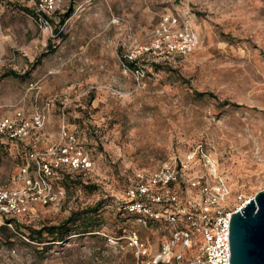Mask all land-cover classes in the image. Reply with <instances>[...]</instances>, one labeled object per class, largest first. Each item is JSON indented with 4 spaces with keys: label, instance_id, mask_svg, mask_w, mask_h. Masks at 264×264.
Wrapping results in <instances>:
<instances>
[{
    "label": "rangeland",
    "instance_id": "1",
    "mask_svg": "<svg viewBox=\"0 0 264 264\" xmlns=\"http://www.w3.org/2000/svg\"><path fill=\"white\" fill-rule=\"evenodd\" d=\"M165 14L186 21L197 48L125 71ZM3 119L17 127L0 132V264H155L188 227L184 211L201 198L193 180L223 182L230 209L264 187V0H0ZM29 151L47 174L60 162L67 173L41 177L22 162ZM181 162L180 184L150 182ZM142 184L149 193L133 195ZM71 216V234L46 241L43 229Z\"/></svg>",
    "mask_w": 264,
    "mask_h": 264
},
{
    "label": "built area",
    "instance_id": "2",
    "mask_svg": "<svg viewBox=\"0 0 264 264\" xmlns=\"http://www.w3.org/2000/svg\"><path fill=\"white\" fill-rule=\"evenodd\" d=\"M47 4L52 5V0H46ZM199 45V36L197 33L186 24V21H180L179 16L172 14H165L160 24L152 32V40L147 45L136 46L132 52H127L124 56L125 71L130 70L137 76L143 74L141 63H136L135 68L129 67L126 61L137 60L144 54L151 56H164V57H180L185 56L195 50ZM36 123L41 121L40 115L36 118ZM15 124L9 119L0 120V132H7L12 136L16 132ZM19 127V126H18ZM22 130L25 131L22 123L20 124ZM21 133V132H19ZM16 135V134H13ZM191 156L190 158H192ZM189 158V159H190ZM188 168L186 162L178 164L166 163L159 172L151 175L150 182L154 185L164 184H180L183 180L187 179L184 171ZM185 169V170H184ZM193 185H200L201 198L194 202L191 207L184 211L187 228L176 229L172 232L171 244H167L164 251L154 260L155 264L164 261L167 264H231L230 263V240H229V225L231 215L242 207L248 199H244L236 209H230L224 204L228 190L223 182H217L216 185L210 187L206 184L202 185L201 179L198 181L193 180ZM133 195L148 194L149 188L142 184L131 189ZM152 199L156 202H162L163 196L159 193L154 194ZM175 198H173L174 200ZM171 200V201H173ZM173 203V202H171ZM132 206L139 210H146L147 206L136 203ZM170 221L176 220V211L169 212L167 208ZM151 216L158 217L160 213L156 211L150 212ZM137 241V239H136ZM182 243L184 252L179 251L175 254L171 252V245ZM197 246V250L192 256H187L188 251ZM165 256L166 258H163ZM165 259V260H162Z\"/></svg>",
    "mask_w": 264,
    "mask_h": 264
},
{
    "label": "water",
    "instance_id": "3",
    "mask_svg": "<svg viewBox=\"0 0 264 264\" xmlns=\"http://www.w3.org/2000/svg\"><path fill=\"white\" fill-rule=\"evenodd\" d=\"M230 263L264 264V187L230 218Z\"/></svg>",
    "mask_w": 264,
    "mask_h": 264
},
{
    "label": "trees",
    "instance_id": "4",
    "mask_svg": "<svg viewBox=\"0 0 264 264\" xmlns=\"http://www.w3.org/2000/svg\"><path fill=\"white\" fill-rule=\"evenodd\" d=\"M22 9H24V10H27V11H30V9H28V8H26V7H23ZM72 13V10H69V12H67L60 20H61V22H63L64 21V18H65V16H69L70 14ZM146 56H147V54H144V55H142L141 57H139L137 60H134V61H126V63L129 65V67H131V68H135L136 67V63H138V61H139V63H141V62H144V60H145V58H146ZM143 65V64H142ZM153 65H157V63H152V65H150V66H153ZM4 76H8V75H10V76H13V77H16V78H24L25 77V74L24 75H22V74H20V73H18V72H16V71H14V70H10L9 72H6V73H4L3 74ZM197 93V92H196ZM206 93H197V95H199V96H203V95H205ZM208 95H210V96H213V94H208ZM222 103H224V102H222ZM34 155V151H29L28 153H26L22 158H23V160H22V162H23V164H27V166H28V169L29 170H31V171H35V172H37L38 171V174L41 176V177H47V175H50L51 173H56V174H60V175H62V176H64L67 172H66V170L64 169H62L61 168V162H60V164L59 163H57V166H53L54 164H50V165H48V166H50V172L47 174V172L45 171V169L46 168H44L42 165H44L45 164V162H42V164L40 165L39 164V158L41 157V156H39L38 157V155L37 156H35V158L34 159H32V156L31 155ZM28 157V158H27ZM29 157H31L30 158V160H28L29 159ZM45 157V156H44ZM47 163V162H46ZM36 188H37V186H36ZM95 210V208H93V207H91V208H88V209H86V210H84L83 212H90V211H94ZM80 213H74L73 215H79ZM73 217L74 216H71V217H69L65 222H63V223H61V224H59V225H51V226H46L44 229H43V231H45L46 233H47V237H49V238H51V239H49V240H46V241H49V242H51V241H58V242H62V241H64L70 234H71V232H72V226L71 225H67V223H69V222H72L73 221ZM13 222H15V220L14 219H6L5 220V222H4V224L1 226V228L2 229H8L9 230V228H8V224H12ZM18 227L16 226L15 227V230L17 229ZM83 232H85V231H83ZM43 232H42V230H36L35 232H33V233H31V234H29V239L31 240V241H34V242H37V243H42V242H44L45 240H44V238H43V234H42Z\"/></svg>",
    "mask_w": 264,
    "mask_h": 264
}]
</instances>
